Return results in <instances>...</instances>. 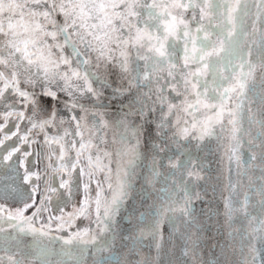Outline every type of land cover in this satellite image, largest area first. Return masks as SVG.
<instances>
[{"label":"snow or ice","instance_id":"6c2138e0","mask_svg":"<svg viewBox=\"0 0 264 264\" xmlns=\"http://www.w3.org/2000/svg\"><path fill=\"white\" fill-rule=\"evenodd\" d=\"M91 53L96 54L97 68L103 65L116 76L113 83L119 82L113 98L127 96V103L117 108V131L111 141L105 131L110 122L100 109L110 106L102 97L103 90L112 85L91 71ZM136 61H144L143 73ZM116 68L118 73L113 71ZM129 72L134 75L125 87L124 74ZM94 83L99 87L94 88ZM0 85V103L10 109L0 113L4 120L0 164L12 161L5 166L24 170L22 183L5 185L4 191L25 201L14 213L0 205V233L6 231L5 223L15 230L14 247L5 249L0 264H5V258L7 264H87L89 254L93 264H158L165 219L173 233L178 230L177 220L184 224L185 231L180 233L183 264H219V259L201 260L207 226L197 221L193 205L207 196L198 190L200 181L207 183L202 162L191 156L181 159V153L168 157L170 172L159 171L164 165L158 153L166 151L169 141L178 143V138L194 140L197 147L206 139L228 141L229 172L235 163L238 179L233 183L229 178L223 212L206 201L209 207L201 214L209 220L216 216L218 223L221 215L225 217L232 252L237 236L244 241L264 233V0H0ZM9 96L16 98L10 104L5 103ZM85 99L91 101L90 106L80 102ZM50 100L54 103L49 104ZM17 102L22 109L16 107ZM60 104L71 113L70 118L60 115ZM253 104L260 105L256 112ZM12 117L17 121L12 125L15 131L8 127ZM245 118L248 130L243 127ZM253 125L259 126L254 137ZM241 134L260 150L252 151L247 161L238 155ZM34 144H40V150L30 151ZM44 160V171L51 170L52 180L67 176L61 178L59 188L69 198L73 185L79 188L80 178L86 179L83 199L67 213V219L60 209V216L49 215L48 223L37 227L41 213L50 211V196L42 194L36 200L41 173L34 169L37 161ZM145 160H150L146 168ZM138 168L142 170L137 172ZM256 170L258 177L250 174ZM245 181L247 190L241 200L238 187L245 186ZM135 182L141 184V201L147 199L146 186L154 188L163 182L165 186L158 191L164 204L148 206L151 220L140 212L132 229L135 234L120 237L132 241L131 247L122 244L126 252L121 256L110 251L117 238L116 217L129 199H135ZM23 185H30L31 193ZM47 191L55 194L57 188L48 184ZM253 197L258 199L253 202ZM28 209L34 210L25 215ZM257 210L259 215H254ZM177 211L180 215L174 217ZM93 216L98 232L86 227L67 237L52 234L53 220L58 221L55 231H61L80 217ZM241 218L251 232L241 234V229L233 228ZM109 233L107 244L98 246L99 237ZM168 243H172L171 235ZM220 247L225 255L229 245ZM153 248L155 257L150 254ZM102 251L110 255L96 260V252ZM225 264H230L226 256ZM240 264L248 261L242 258Z\"/></svg>","mask_w":264,"mask_h":264},{"label":"water","instance_id":"95a60500","mask_svg":"<svg viewBox=\"0 0 264 264\" xmlns=\"http://www.w3.org/2000/svg\"><path fill=\"white\" fill-rule=\"evenodd\" d=\"M252 11L254 12L255 9L252 8ZM190 15V13H189ZM195 25H193V28ZM81 50L83 51L82 47ZM70 51V50H68ZM67 51V52H68ZM68 54H70L68 52ZM91 58V57H90ZM132 58L135 59V53H132ZM136 64L139 65L141 73H143V65L144 61H136ZM135 66V65H132ZM92 72H95L98 76H100L103 79H106L109 84L112 85V87L106 88L103 90L104 95V104L110 105L105 108H101L100 110L106 113L108 116H111L113 126H114V135L116 133L115 128V119H116V111L118 106L121 103H127V96L125 97H119V98H113V88L118 86V81L116 83H113L117 80L116 76L112 77L100 68H97L94 61L91 59V64L89 65ZM134 75V73L129 72L127 74H124L125 79L123 81L124 86L127 87L128 80L131 79V77ZM94 88H98V84H93ZM133 93L136 91L135 87L131 90ZM143 91L147 92L148 89L144 88ZM174 96V94H172ZM62 99H66L65 96L60 94ZM81 102V101H80ZM85 103L90 106L91 101L81 102ZM253 111L256 112L257 109L260 107L258 104H253ZM91 109V108H90ZM92 110V109H91ZM256 118L258 119L259 116L257 115ZM190 119V118H189ZM243 127L245 130L249 129V122L247 118L243 121ZM122 131V129H121ZM259 131L258 125L251 126V135L254 137L257 135ZM169 135H171V132H169ZM242 139V147L238 151V155L240 158L244 161H247L250 159V156L252 154V151H255L259 153L258 148H252L248 144L249 137L247 135L241 134ZM159 142V141H158ZM197 142L194 140L189 139L188 141H185L183 139L178 138V143L173 144L171 141L168 142V146L165 152L158 153V159H160L163 163V167L159 169V171L164 172L167 174L171 171L167 167L168 163V157L169 156H180L181 153H184L183 156H181V159H187L188 156H191L192 159L198 160L202 162L204 166L206 181H200L199 184L201 187L198 188V190L201 192L202 196L204 192H207V196L204 197L203 200H197L194 202V208H195V216L197 218V221L202 223L203 225H206L207 228L204 230L203 235V247H202V257L201 260L203 261H209V260H217L219 259V264H225V256L228 262L230 264H240L241 259H246L248 261V264H264V239H261V236H264V233H256L255 238H249L244 241L240 240V237L237 236L235 239V252H232V245L233 240L227 236V233L231 231V229L228 228L227 224L225 223V217L222 215L219 217V223L217 222V217L213 216L211 220L208 219L206 215L201 214V210H207L209 205L206 203V201H211V207L213 209L219 208L221 212H223V202L222 198L223 196L228 195L227 185L229 183V178L231 177V180L233 183L236 182L238 179L236 172L237 168L235 163L232 164V171L229 172V164L227 160V146L228 141L227 139L221 141H217L216 139H206L204 143L200 145V147H197ZM115 147V146H114ZM161 147H165L163 143H161ZM142 147V151H143ZM258 163V161H257ZM150 164V160L143 161V165L146 166ZM142 169L138 168L137 172H140ZM242 170V169H241ZM251 175L254 177L259 176V170H256L254 173L250 172ZM247 181H245V186L238 187V192L240 193L239 198L243 199V192L247 190L246 187ZM164 183H158L155 184L153 187H145V191L148 193L147 199L144 201H141L140 199V192H141V184L140 182H135V190L132 193L133 197L135 199H129L125 205L121 208L119 215L116 217L117 224L115 226L114 231L117 233L116 243L115 246L110 250L114 253H119L121 256H123L126 252V249L122 248V244H127L128 247H131L132 241H122L120 239L121 235H129L135 234L132 232L133 226L137 224V217L139 216L140 212L146 213V220H151V216H147L148 212V206L152 204H156L157 206L163 205L164 201H162L159 193V189L161 187H164ZM168 186H171V181H168ZM213 189H215V192H213ZM258 199L257 197H253V202ZM182 203V201H181ZM6 212L7 209L5 208ZM250 211L252 209L250 208ZM31 212H26L25 215H30ZM254 215H259L258 210L253 213ZM174 217H179V212H175L172 214ZM37 227H40L41 224L35 223ZM177 231L175 233L172 232V226L169 224L167 219L164 220L162 231L164 236V243L162 244L161 251L159 253L160 260L158 264H183V261L186 259L182 256V241L180 239V233L185 231L184 224L182 220H177ZM6 231L3 233H0V256H5V249H11L14 247V241L12 240V236L15 233V230L10 228L7 223L2 225ZM208 228L211 229V231H208ZM233 228H239L241 229V234H243L245 231L251 232V229L247 227V222L243 221L242 218L237 223L233 225ZM92 230L97 231L95 223L92 225ZM127 230V231H125ZM52 234L54 236H65L67 237L68 234L64 232H58L53 229ZM171 235L172 243H168L169 236ZM111 234H105L104 236H100L98 239V246L99 245H106L107 242L110 240ZM28 239H31L28 237ZM6 241V242H5ZM150 243V238L144 240V245L147 246ZM223 243H227L229 245V248L226 251L225 255L221 254V247L220 245ZM59 242H57V245ZM215 244L216 247H212V245ZM241 244H243V255L241 254ZM254 248L255 251L253 252L251 249ZM91 252H94L95 249L91 248ZM143 251L145 253L149 252V249L147 247H144ZM151 256L155 257L157 255L155 249L153 248L151 250ZM110 255L109 251H102V252H96L95 259L101 260V258L108 257ZM255 256V261L252 260V257ZM136 257H133L135 259ZM94 258L91 254L87 256V264H93ZM5 264H7V260L5 258ZM197 264H200V261H197Z\"/></svg>","mask_w":264,"mask_h":264},{"label":"rangeland","instance_id":"374dc122","mask_svg":"<svg viewBox=\"0 0 264 264\" xmlns=\"http://www.w3.org/2000/svg\"><path fill=\"white\" fill-rule=\"evenodd\" d=\"M81 47L83 49V46H81ZM66 51H68V50H66ZM68 52L70 53V51H68ZM90 56L92 58V61H94L95 65H96L97 64L96 54L91 53ZM100 67L102 68L103 71H106L103 65H101ZM113 71L117 72V73L119 72L118 68L113 69ZM110 76L115 77V75H110ZM0 86H2V85H0ZM6 95H8V94L6 93ZM10 97L12 100L16 99L15 97H12V96H10ZM52 103H54V102L50 100L49 104H52ZM16 104H19V106L22 109V105L19 102H17ZM59 106L60 105H58V107ZM3 107H5V105L4 106L0 105V113L4 112ZM77 111H79V110H77ZM90 111H91V109H90ZM101 112H103V111H101ZM60 115L66 116V118H70V116H71V113L68 112L66 109H64L63 104H62V108L60 109ZM105 118L109 120L110 125H111L108 129L105 130L107 132V138L109 139V141H111L112 137L114 136V133H113L114 126H113L112 118H111V116H108L106 113H105ZM16 122L17 121H16L15 117L10 118L8 127L11 128L13 131H15V128H13L12 125L15 124ZM2 123H4V120H3V117L0 116V124H2ZM25 123H27V122L24 121V124ZM64 127H67V125L65 124ZM23 129H21V131H23ZM5 130L7 131L8 129H5ZM54 131H55V129H53V132ZM34 132H35V130H34ZM85 135H87V132L85 133ZM0 138H2V135H0ZM15 139L16 138L13 137V140H15ZM39 139L42 142V139H43L42 134H41ZM6 143L11 144L12 141H7ZM25 147H27V146H25ZM29 150L30 151L31 150H40V144L32 145V147ZM2 151L3 150L0 149V152H2ZM43 151L47 152V148L44 147ZM29 159H34V157H30ZM10 164H12L11 161H5L4 164H0V205H4L5 208H7L8 210H11L14 213L17 208H23L25 201H24V199H22L20 197L6 194L4 191V188H5V185H13V186L20 185L22 183L20 180V177L23 175L24 170L22 168H19L18 172H17L16 169L8 168L5 166V165H10ZM46 165H47V160H44L42 162L37 161L36 167L34 169V170L39 171L41 173V180L37 182L39 185L38 190L36 192L37 202L40 200L42 194H45V195L51 197L50 203H47V206L49 207L50 211L41 213V219L35 221L41 225L42 224L46 225L48 223L49 215L60 216L61 215L60 209H63L64 214H65V219H67L68 218L67 213L73 212L74 205L76 207H79L80 202L82 201L83 195H84V193H83V181H84V179H86V178H80L79 188H77L76 185H73L72 196H71V198H69L67 191L63 188H59L61 176H55V179L52 180L51 177L54 174L51 172L50 169H48L47 172L44 171V169L46 168ZM17 167H18V165H17ZM75 178H76V174L74 173L73 179L75 180ZM64 179H67L66 175L64 176ZM45 181H48V184H51L53 187L57 188V192L55 194L52 192H49L47 190L44 192L46 186L48 188V184H46ZM94 187H95V185L93 184V188ZM23 188H24L25 192L31 193V186L30 185H23ZM92 194L94 196L95 193L93 192ZM27 202L31 203V200H28ZM33 210L34 209H28V211H30V212H32ZM93 220H94V216L90 219L80 217L79 219L75 220L74 224L71 227L66 225L64 230H61L58 232H64L66 234H69L70 232L77 231L78 229H84L86 227L92 228V225H93L92 221ZM51 223H52V228L55 230L58 221L53 220Z\"/></svg>","mask_w":264,"mask_h":264},{"label":"crops","instance_id":"0c3cea01","mask_svg":"<svg viewBox=\"0 0 264 264\" xmlns=\"http://www.w3.org/2000/svg\"><path fill=\"white\" fill-rule=\"evenodd\" d=\"M61 94H62V93H61ZM13 101H14V100H12L11 97L9 96V100H7L5 103H12ZM0 105L4 106V103H0ZM16 107H17L18 109H21V107L19 106V104H16ZM3 109H4V111H6V110H10V109H6V107H3ZM25 124H26V123H25ZM25 124H24V122L21 123V129L24 128Z\"/></svg>","mask_w":264,"mask_h":264},{"label":"flooded vegetation","instance_id":"af4514ba","mask_svg":"<svg viewBox=\"0 0 264 264\" xmlns=\"http://www.w3.org/2000/svg\"><path fill=\"white\" fill-rule=\"evenodd\" d=\"M12 162V161H11ZM13 163V162H12ZM61 178H63L64 179V176L63 177H61ZM43 181V180H42Z\"/></svg>","mask_w":264,"mask_h":264}]
</instances>
